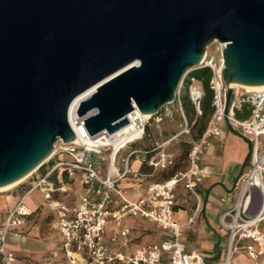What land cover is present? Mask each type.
Returning <instances> with one entry per match:
<instances>
[{"label": "water", "instance_id": "obj_1", "mask_svg": "<svg viewBox=\"0 0 264 264\" xmlns=\"http://www.w3.org/2000/svg\"><path fill=\"white\" fill-rule=\"evenodd\" d=\"M215 41L226 127L246 140L229 121L230 84L264 86V0H0V189L77 141V97L97 87L77 116L91 136L114 134L135 107L173 102Z\"/></svg>", "mask_w": 264, "mask_h": 264}, {"label": "built area", "instance_id": "obj_2", "mask_svg": "<svg viewBox=\"0 0 264 264\" xmlns=\"http://www.w3.org/2000/svg\"><path fill=\"white\" fill-rule=\"evenodd\" d=\"M214 43L219 61L209 60L206 52L203 64L182 79L175 100L162 106L155 115L147 117L135 107L127 116L129 124L126 127L114 134L103 132L96 136H91L85 126L87 117H76L73 130L77 141L65 144L60 140L55 144L52 157L24 182L30 183L28 193L0 224V264H23L8 249V240L21 237L19 228L26 225L33 214L26 199L34 191H40L44 205L53 210V226L61 235L60 252L65 259L62 264H208L200 252L188 250L182 242L183 226L175 220V206L176 190L181 184L192 196L199 198L196 189L207 176V168L201 164L202 157L214 139L223 136L222 127H226L227 89L222 75L226 44ZM202 68L212 71L210 88L214 92L215 112L201 138L191 145L188 169L162 182L148 184L144 194L130 200L119 183L129 177L135 186L144 183V176L135 171L132 164L138 161L154 171L173 167L175 156L167 151L168 148L190 136L198 118L202 117L205 91L202 83L192 76L195 70ZM186 95L195 111L194 121L188 119L183 107ZM237 112L247 113L248 117L241 120ZM177 116L182 119L179 132L166 141L153 142V132ZM228 117L233 128L251 144L252 151L250 170L239 180V201L222 217V223L231 232L224 264H232L233 257L240 251L254 264H264V230L261 228L264 223V90L234 89ZM60 155L70 156L71 161L59 160L42 173V169ZM56 171L66 173L69 179L79 183L82 194L78 204L66 198L70 193L66 185L50 180ZM254 189L259 190L262 198L257 211L252 210ZM134 218L154 223L163 233L162 241L138 248L131 254L115 251L114 246L129 247L132 231L124 222ZM111 227L114 230L110 234Z\"/></svg>", "mask_w": 264, "mask_h": 264}, {"label": "crops", "instance_id": "obj_3", "mask_svg": "<svg viewBox=\"0 0 264 264\" xmlns=\"http://www.w3.org/2000/svg\"><path fill=\"white\" fill-rule=\"evenodd\" d=\"M222 129L223 136L220 139H214L212 146L206 150L202 157L201 164L207 168V176L196 189L199 198L192 196L182 184L176 190L175 220L183 226L181 240L188 250L200 252L208 264H224L225 262L231 232L222 223V217L231 211L239 201V180L250 170L248 141L238 137L225 126ZM155 132H153V142H163L173 136L160 139L159 131ZM195 141L188 140L187 142L191 145ZM179 143L180 141L171 144L167 150L175 156V165L177 154L173 148ZM59 160L71 161V157L68 155L55 157L49 165L42 169V173H46ZM175 165L165 171H154L136 161L132 164V168L144 176V183L135 186L129 177L122 180L119 185L127 192V197L130 200H135L145 193L148 184L162 182L177 172H181L174 169ZM119 167L123 169V165ZM188 167L189 162L183 171ZM166 171H172V173L170 175L162 174ZM50 180L66 185L70 190L66 197L68 201L72 204L79 203L82 191L77 181L69 179L68 175L62 171H56ZM29 185L30 183L20 184L19 187L11 190L10 194L0 195V224L28 193ZM33 196H38L39 202L34 201ZM261 201L259 190L254 189L253 211L260 208ZM26 203L32 209L33 214L28 218L26 225L19 228L21 237L9 238L8 249L13 251L23 264H62L65 259L60 252L61 235L53 226L55 220L53 210L49 205H44L43 194L40 191H34L28 195ZM124 225L131 228L132 231L129 247L114 246L115 251L131 254L138 248L158 243L163 239V233L149 221L137 218L127 219ZM261 228L264 230V223ZM113 230L111 227L109 233L111 234ZM232 264L254 263L243 251H240L233 257Z\"/></svg>", "mask_w": 264, "mask_h": 264}, {"label": "rangeland", "instance_id": "obj_4", "mask_svg": "<svg viewBox=\"0 0 264 264\" xmlns=\"http://www.w3.org/2000/svg\"><path fill=\"white\" fill-rule=\"evenodd\" d=\"M217 46L215 45V43H213L212 45H210L207 49L208 52V59H212L215 58V60L218 62L220 59V55L217 52ZM184 92V90H183ZM195 115L192 116L193 121L195 120ZM188 119L190 120V118L188 117ZM182 123V119L181 116H177V118L169 123L164 124L161 129L158 132V137L160 139H167L170 136L176 134L177 132H179L180 130V125ZM157 133V131L155 132ZM160 134V135H159ZM197 135H198V129H192V133L189 137H186L180 140V143L178 145H175V147L173 148L177 154V163L175 165L176 170L178 171H183L187 166H188V150L191 148V145H189V143L187 142L189 141H193L197 139ZM188 138V139H187ZM248 143V142H247ZM180 145V146H179ZM190 146V147H189ZM249 151V150H248ZM249 152H248V156H249ZM170 175L172 173V171L170 172H163L162 174L164 175ZM10 194L9 192L7 193H0V195H7ZM33 200L34 201H38L39 202V197L38 196H33Z\"/></svg>", "mask_w": 264, "mask_h": 264}, {"label": "trees", "instance_id": "obj_5", "mask_svg": "<svg viewBox=\"0 0 264 264\" xmlns=\"http://www.w3.org/2000/svg\"><path fill=\"white\" fill-rule=\"evenodd\" d=\"M192 76L197 78L202 83V86L205 91V98L203 101V115L202 117L198 118L196 124L193 127V129H198V135L196 139L197 141L203 135L204 131L207 128L208 122L210 121L211 117L215 112V108L213 107L214 92L210 88V81L212 78V71L210 68H202L195 70L192 73ZM183 107L186 116L190 118V121H193L192 116L195 115V111L187 95L183 98ZM236 116L239 119L244 120L248 117V114L237 112Z\"/></svg>", "mask_w": 264, "mask_h": 264}, {"label": "bare ground", "instance_id": "obj_6", "mask_svg": "<svg viewBox=\"0 0 264 264\" xmlns=\"http://www.w3.org/2000/svg\"><path fill=\"white\" fill-rule=\"evenodd\" d=\"M230 87H232L233 89H236V90L244 89L247 92H255V91H263L264 90V86H242V85L235 84V83H231ZM96 90H97V87H94V88L88 90L84 94H82L79 97H77L73 101V103L71 104L70 110H69V122H70L72 128H75L74 121H75V119L77 117V110H78L81 102L84 99H86L87 97H89L90 95H92L93 93H95ZM146 116L149 117V115H146ZM54 153H55V150H54L53 154ZM48 159H50V158H48ZM32 173L28 174L27 176H25L23 179L19 180L18 182L14 183V184H12L10 186H7V187H4V188L0 189V193H7V192H10L11 190L15 189V187H17L18 185L24 183L30 177V175Z\"/></svg>", "mask_w": 264, "mask_h": 264}]
</instances>
